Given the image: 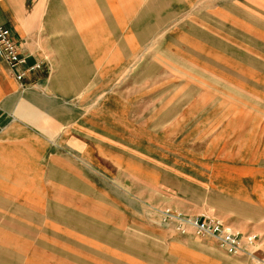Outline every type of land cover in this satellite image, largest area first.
Wrapping results in <instances>:
<instances>
[{"label":"rangeland","instance_id":"1","mask_svg":"<svg viewBox=\"0 0 264 264\" xmlns=\"http://www.w3.org/2000/svg\"><path fill=\"white\" fill-rule=\"evenodd\" d=\"M34 10L52 68L0 102L21 127L0 131V264H258L264 0ZM196 220L255 234L253 254Z\"/></svg>","mask_w":264,"mask_h":264},{"label":"crops","instance_id":"2","mask_svg":"<svg viewBox=\"0 0 264 264\" xmlns=\"http://www.w3.org/2000/svg\"><path fill=\"white\" fill-rule=\"evenodd\" d=\"M35 1L36 0H0V24L11 29L15 40L20 45L22 55L26 58V65H40L37 70L28 73L22 82L18 83L13 76L9 74L5 63L0 60V102H3L5 95L11 88V83L24 86L23 84L26 82H35L40 74L46 75L49 72L48 70L52 68V63L45 62L43 58L46 54L43 53V56V54L36 53V51L41 52L47 50V48L42 46L38 37L43 35L41 26L43 24L37 22V19L42 18V15H37L38 12L34 10ZM58 51H63V49L59 48ZM1 110L2 122L0 131L3 130L7 137L11 131L16 133L20 132L21 127L14 122H9ZM5 123L7 124L6 127L4 126ZM261 187L264 188V184H261Z\"/></svg>","mask_w":264,"mask_h":264},{"label":"built area","instance_id":"3","mask_svg":"<svg viewBox=\"0 0 264 264\" xmlns=\"http://www.w3.org/2000/svg\"><path fill=\"white\" fill-rule=\"evenodd\" d=\"M0 60L6 65V68L16 80L21 83L28 73L37 70L40 65L27 66L26 58L20 51V45L15 40L10 28L0 24ZM2 114L0 112V130ZM196 229L201 234L216 237L221 246L229 254L246 253L252 255L247 247L252 246L257 236L255 234H241L231 229L225 228L218 221L196 220L194 222ZM258 264H264V258L259 260Z\"/></svg>","mask_w":264,"mask_h":264}]
</instances>
